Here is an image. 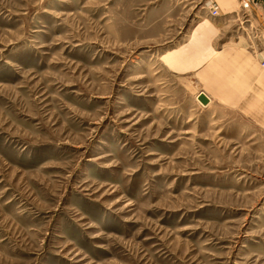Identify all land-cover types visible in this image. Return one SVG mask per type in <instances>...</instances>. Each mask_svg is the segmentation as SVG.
Returning a JSON list of instances; mask_svg holds the SVG:
<instances>
[{
  "label": "rangeland",
  "instance_id": "obj_1",
  "mask_svg": "<svg viewBox=\"0 0 264 264\" xmlns=\"http://www.w3.org/2000/svg\"><path fill=\"white\" fill-rule=\"evenodd\" d=\"M221 1L0 0V264H264V100L215 54L259 34Z\"/></svg>",
  "mask_w": 264,
  "mask_h": 264
},
{
  "label": "crops",
  "instance_id": "obj_2",
  "mask_svg": "<svg viewBox=\"0 0 264 264\" xmlns=\"http://www.w3.org/2000/svg\"><path fill=\"white\" fill-rule=\"evenodd\" d=\"M239 11L247 12V16L250 17L251 27L259 34V39L256 43L260 45V48L252 40L248 43V47L226 43L215 52L219 56L216 57V60L235 59L238 66L235 65L234 68L236 70L241 68L248 76V90L251 88L253 93L261 94L255 95V98L264 100V66L262 65L264 61V0H241V2L239 0H222L220 17L212 28L213 36H216V34L222 35L221 32L226 26L224 25L225 21L228 22V18L236 16ZM225 63L220 65V68L227 72L231 66L225 65ZM236 72L239 74V71ZM226 74L232 75L233 73L227 72ZM261 114H264V111Z\"/></svg>",
  "mask_w": 264,
  "mask_h": 264
},
{
  "label": "water",
  "instance_id": "obj_3",
  "mask_svg": "<svg viewBox=\"0 0 264 264\" xmlns=\"http://www.w3.org/2000/svg\"><path fill=\"white\" fill-rule=\"evenodd\" d=\"M198 100L201 102L202 105H207L210 100L208 99V97L203 93L201 92L198 96Z\"/></svg>",
  "mask_w": 264,
  "mask_h": 264
},
{
  "label": "bare ground",
  "instance_id": "obj_4",
  "mask_svg": "<svg viewBox=\"0 0 264 264\" xmlns=\"http://www.w3.org/2000/svg\"><path fill=\"white\" fill-rule=\"evenodd\" d=\"M160 61H161V64L162 65H164V66H171V63H170V61H169V59L167 58V57H162L161 59H160ZM205 94V93H204ZM206 95V94H205ZM199 96V95H198ZM207 96V95H206ZM208 97V96H207ZM208 99L210 100V98L208 97ZM197 100H198V97H197ZM199 101V100H198ZM211 101V100H210ZM200 102V101H199ZM201 103V102H200ZM210 103V102H209ZM208 103V104H209ZM208 104L207 105H205V106H208ZM204 106V105H203Z\"/></svg>",
  "mask_w": 264,
  "mask_h": 264
},
{
  "label": "built area",
  "instance_id": "obj_5",
  "mask_svg": "<svg viewBox=\"0 0 264 264\" xmlns=\"http://www.w3.org/2000/svg\"><path fill=\"white\" fill-rule=\"evenodd\" d=\"M217 14H218L217 11H213V12H212V15H213V16H217ZM262 65L264 66V61L262 62Z\"/></svg>",
  "mask_w": 264,
  "mask_h": 264
}]
</instances>
